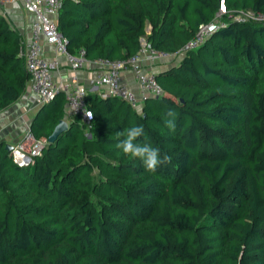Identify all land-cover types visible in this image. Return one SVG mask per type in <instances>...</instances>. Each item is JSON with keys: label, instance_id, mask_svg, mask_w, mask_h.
Masks as SVG:
<instances>
[{"label": "trees", "instance_id": "16d2710c", "mask_svg": "<svg viewBox=\"0 0 264 264\" xmlns=\"http://www.w3.org/2000/svg\"><path fill=\"white\" fill-rule=\"evenodd\" d=\"M56 30L70 54L124 59L140 49L174 53L210 22L216 28L174 65L138 108L85 92L76 118L31 165L0 143V264H264V0H60ZM21 41L0 13V110L25 91ZM63 96L29 123L46 138ZM175 114V131L167 126ZM138 142L171 160L154 172L116 145Z\"/></svg>", "mask_w": 264, "mask_h": 264}, {"label": "built area", "instance_id": "2783aa9c", "mask_svg": "<svg viewBox=\"0 0 264 264\" xmlns=\"http://www.w3.org/2000/svg\"><path fill=\"white\" fill-rule=\"evenodd\" d=\"M14 2H20L24 12L32 17L29 23V37L25 42H21L19 49L27 74L25 91L32 95L34 103L38 105L50 100L57 92L61 93L67 114L76 118L77 123L87 129L90 117L84 102V88L77 84L73 75L64 80L54 81L53 72L56 71L58 62L55 59L45 60L40 57L41 42H45L52 47L54 53L63 57L70 72L79 70L86 62L81 49L76 50L74 54L66 50V41L56 30L55 19L60 8V0H0V10L2 5ZM223 13L224 8L220 2L214 18L206 24H199L193 38L172 54L178 57L184 51L195 48L216 28L217 20ZM233 19L260 21L264 20V16L245 11L237 13ZM168 55L166 52L149 49L140 41V49L124 59L92 60L101 68V72L90 82L92 85L99 84L104 87L105 91L100 92V95H114L126 102L130 108L136 109L143 99L161 94L153 74L143 71L140 65L141 57L146 56L153 60ZM124 72H128L132 77L135 92L123 83L121 77ZM45 145L44 138H34L29 129H26L19 140L10 145L8 157L16 166L25 167L32 164L33 158L40 155Z\"/></svg>", "mask_w": 264, "mask_h": 264}, {"label": "crops", "instance_id": "0c3cea01", "mask_svg": "<svg viewBox=\"0 0 264 264\" xmlns=\"http://www.w3.org/2000/svg\"><path fill=\"white\" fill-rule=\"evenodd\" d=\"M1 7L0 13L8 19L10 27L18 34L20 41L25 42L29 37V23L32 20L31 15L24 12L20 2L4 4ZM40 57L45 60L55 59L58 62V67L53 72L54 81L64 80L73 75L77 84L82 86L85 92L97 94L105 91L102 85H92L90 82L101 72V68L92 60L86 59L82 68L70 72L67 69L63 57L54 53L52 47L45 42H41ZM176 61L177 56L169 53L165 58L153 60L143 56L140 59V65L143 71L154 73L174 65ZM121 79L124 84L135 92V83L128 72H124ZM39 107L40 105L34 103L32 95L26 90L17 99L1 109L0 143L11 145L19 140L23 132L28 129L29 123ZM62 113V119L68 125L72 120V116L67 114L64 104L62 106Z\"/></svg>", "mask_w": 264, "mask_h": 264}, {"label": "clouds", "instance_id": "9594fccd", "mask_svg": "<svg viewBox=\"0 0 264 264\" xmlns=\"http://www.w3.org/2000/svg\"><path fill=\"white\" fill-rule=\"evenodd\" d=\"M167 115L173 117V119L167 120V126L174 132L175 114L172 111H169ZM88 116L91 117V113H89ZM144 131L143 125H136L128 129L125 133L118 134L124 135L125 138L121 140L116 147L121 149L124 154H130L132 157L140 159L147 171L154 172L159 165L169 163L171 157L167 154L161 155V150L157 147H152L147 143L142 144L138 142V138L144 136Z\"/></svg>", "mask_w": 264, "mask_h": 264}, {"label": "water", "instance_id": "95a60500", "mask_svg": "<svg viewBox=\"0 0 264 264\" xmlns=\"http://www.w3.org/2000/svg\"><path fill=\"white\" fill-rule=\"evenodd\" d=\"M153 74V73H152ZM67 129V124L65 123V121L61 118L59 119L52 127V130L51 132L46 136L45 138V141H46V144H49L51 143L55 138L56 136L65 131ZM4 149L6 151H9L10 149V145L8 144H4Z\"/></svg>", "mask_w": 264, "mask_h": 264}, {"label": "rangeland", "instance_id": "374dc122", "mask_svg": "<svg viewBox=\"0 0 264 264\" xmlns=\"http://www.w3.org/2000/svg\"><path fill=\"white\" fill-rule=\"evenodd\" d=\"M4 6V5H3ZM1 9H2V7H1ZM15 12H16V10H15Z\"/></svg>", "mask_w": 264, "mask_h": 264}]
</instances>
